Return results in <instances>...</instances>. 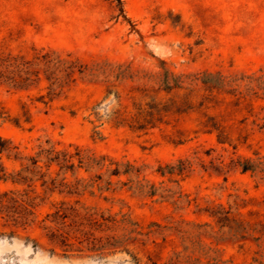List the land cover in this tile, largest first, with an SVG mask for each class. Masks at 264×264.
Masks as SVG:
<instances>
[{"label": "rangeland", "instance_id": "1", "mask_svg": "<svg viewBox=\"0 0 264 264\" xmlns=\"http://www.w3.org/2000/svg\"><path fill=\"white\" fill-rule=\"evenodd\" d=\"M120 1L0 0V136L25 154L49 140L107 158L75 174L52 167L45 179L69 185L54 191L37 177L0 179V264H264V0ZM44 55L83 70L48 105L38 101L50 84L37 60ZM7 59L31 61L39 80L18 82ZM161 66L220 76L206 113L225 143L200 131L199 109L148 132L109 120L115 92L130 105L129 89L157 86ZM25 111L30 122L14 125ZM239 159L256 170L242 172ZM179 160L190 163L183 176L157 173ZM110 161L134 170L110 176ZM0 166L8 176L21 171L4 155Z\"/></svg>", "mask_w": 264, "mask_h": 264}, {"label": "trees", "instance_id": "2", "mask_svg": "<svg viewBox=\"0 0 264 264\" xmlns=\"http://www.w3.org/2000/svg\"><path fill=\"white\" fill-rule=\"evenodd\" d=\"M118 5H121L120 0H118ZM120 11L122 13L121 9ZM37 60L39 63H43L42 71L45 73L47 81L50 82L46 95H41L38 98V101L45 105L52 103L53 100L59 96L64 87L75 82L76 78L74 75L76 72L79 74L83 73L81 66H77L75 62L62 63L61 60L53 62L48 55L37 58ZM5 62L7 63L5 66L6 69L14 67L15 71L18 73V82L25 83L30 80L31 76H35L36 80H39L40 69L33 70V63L31 61L24 59L20 61L16 59H7ZM65 64L67 65L64 66ZM161 67L163 71L157 82V86L143 84L141 86H132L129 89L128 95L131 100L130 105H123L121 96L119 93L115 92L117 104L116 107L110 111L109 120L117 127H127L133 131L148 132L163 124H169L170 121L177 116L199 109L204 110L202 113L203 121L199 124L200 131L206 133L218 131V142L222 144L225 143L227 141V136H225L224 128L221 126L216 116L206 113L208 109L217 106L214 103L215 95L213 91L214 89L219 90V87L223 85V80L220 76L218 74L213 76L211 74L200 75L198 73L186 76L175 75L163 66ZM59 71L63 72L62 75L58 74ZM0 77H5V75L2 73ZM116 77L126 79L124 72L119 73ZM128 77L132 78V76ZM150 78L152 79L154 76H150ZM7 79L12 82H17L16 78L13 77ZM185 83H187V86H185ZM107 94H110V92ZM196 98L199 100L195 108L194 100H196ZM208 104H213V106H209ZM0 117H2L1 111ZM22 117L23 118L13 120L12 123L16 126H21V123L30 122V116L27 115L26 111L23 113ZM0 155H4L6 159L13 162H19L21 166V171L17 172L15 175L9 176L6 175L4 167L0 166V179L4 181L11 179L13 183H26L34 182V177H37L36 180L41 182V186L51 191H54L57 187L69 186L65 181L66 177H63L58 183L56 178H50L49 180L45 179L52 167H57V174L60 172L63 175L67 172L75 174L80 168H85L86 171L94 165L102 168L105 166L107 160L106 157L97 159L74 145H69L67 148L63 149H57L49 140L45 141V145L39 144L38 151L34 155L25 154L24 151L20 150L18 145L13 144L10 140L1 136ZM234 165L241 168L242 172H254L257 168V165L251 163L248 159H239ZM109 166H114L110 171V176L127 175L134 170L133 165L126 164L124 168H121V164L116 161H110ZM189 168V162L179 160L176 165H159L156 171L163 177H181ZM43 169L45 171H43ZM23 171L30 173L32 176H22L21 173ZM136 171L139 172V169ZM154 193L155 190L151 191L150 195ZM26 205L33 206L32 199L26 200ZM24 208L27 207L24 206ZM28 214H31V212ZM55 214L61 220L60 223L62 227L66 226L65 219L68 215L64 212L60 213V211H57ZM66 240L67 237L62 240V243Z\"/></svg>", "mask_w": 264, "mask_h": 264}]
</instances>
